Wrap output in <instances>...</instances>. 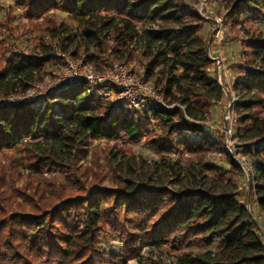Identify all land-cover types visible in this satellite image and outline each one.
I'll return each mask as SVG.
<instances>
[{
    "label": "trees",
    "instance_id": "16d2710c",
    "mask_svg": "<svg viewBox=\"0 0 264 264\" xmlns=\"http://www.w3.org/2000/svg\"><path fill=\"white\" fill-rule=\"evenodd\" d=\"M7 1L11 5L6 9V23L0 24L10 28L15 19L13 9H18L35 30L45 21L44 32L53 40L59 42L60 32L65 31L60 46L63 53L66 44H79L85 52L92 47L100 53L111 41L120 50L116 58L122 60L125 53L130 57L133 46H138L144 59V80L162 95L166 106L126 108L120 101H105L95 90L87 92L84 84L47 93L52 101L61 102L41 114L40 99L1 104L0 154L23 146L30 170H60L75 175V163L85 156L89 141H142L159 156L158 163H153V174L167 171L165 155L193 156L201 167L215 173L217 181L232 184L233 191L207 189L190 179L194 177L190 169H183L181 173L172 171L169 186L154 179L148 183L127 181L121 188L89 192L75 191L70 185H52L46 198L43 191H38L41 205H37L33 197L13 187L18 164L14 158L9 171L12 185L5 186L0 176V264L126 262L145 247H167L172 252V264H264V233L260 227V223L264 226V31L244 41L258 70L247 68L243 77L232 80L240 99L235 105L236 136L244 142L243 152L253 169L249 197L242 201L225 172L204 162L209 153H223L230 165L227 172L242 175L203 124L210 108L223 96L209 72L205 21L193 7L183 0ZM224 4L232 29L264 22V0H224ZM54 12L65 15L58 24ZM42 52L43 56L48 54L46 49ZM43 56L11 52L3 60L0 85L6 91H25L27 83L34 81L49 60ZM25 139L36 143H31V148L23 142ZM41 142L49 149H67L64 152L70 163L37 153ZM172 181L177 184L171 186ZM78 186L77 181L74 187ZM15 196L29 201L30 213L6 216ZM250 200L260 214L259 222L247 208ZM105 234L117 237L121 254L104 251L100 240ZM212 245L217 248L215 252H187L189 248ZM179 252L184 253L180 256Z\"/></svg>",
    "mask_w": 264,
    "mask_h": 264
},
{
    "label": "rangeland",
    "instance_id": "374dc122",
    "mask_svg": "<svg viewBox=\"0 0 264 264\" xmlns=\"http://www.w3.org/2000/svg\"><path fill=\"white\" fill-rule=\"evenodd\" d=\"M189 7H193L197 12L205 17H213L221 20L222 23V56L226 57L230 68V78H241L245 75L247 68L257 69L259 68L257 61L251 62L249 55L245 50V43L247 39L257 35L259 31H264V22H252L249 24L236 26L235 29L231 28L230 19L227 18L228 8L224 4V0H206L203 5V0H183ZM11 5L7 0H0V21L6 23V9L7 6ZM200 7L202 8L201 10ZM15 19L12 21L10 28H7V24H0V69L4 65V59L11 52L17 51L22 54L31 55L34 58H40L43 56V50H47L48 54L43 57H48V61L45 65L40 68L36 73L34 81L27 83L26 91L29 89L31 93H38L42 91L41 109L40 114L47 110V107L52 106L59 100H51L47 95L45 88L51 87L58 77L65 71L69 62L74 64L81 71H90L96 75H101L111 70L115 66L126 67L132 74L137 78L143 79V63L144 59L140 56L141 49L138 46H133V52L125 53L122 60L117 59L116 56L120 54V50L113 46L110 41L106 47L101 49V52H96L94 48H89L88 52H85L84 47L74 44L68 46L66 43V53L61 52V39L65 35L64 32L59 34V42L53 40L48 32H44L46 27L45 21L39 22L37 27L39 30H35L33 26H28L23 17L20 15L18 9H13ZM56 24L63 20L65 15L60 13H53L52 15ZM5 18V19H4ZM204 36L206 39V45L210 38L213 24L209 20L204 18ZM1 23V22H0ZM67 25L71 26L70 22L67 21ZM12 27V28H11ZM78 33V32H77ZM212 40V39H211ZM41 43V45H40ZM44 45V46H42ZM82 45V44H81ZM211 46V41L209 47ZM65 47V46H64ZM211 49V48H210ZM71 53H76L75 58L71 57ZM86 56H92L93 58L87 59ZM213 67L210 66L209 72L212 75ZM13 83V82H12ZM149 83V82H147ZM152 85L151 83H149ZM153 87V86H152ZM96 93L104 97L107 102H121L128 107V102L124 99L119 98L118 91L105 90L104 86H95L92 88ZM105 90V91H104ZM234 96L237 98V102L240 101L236 90L232 89ZM24 90L17 88L6 91L3 86L0 85V105L3 101H10L20 98L25 94ZM108 92V95L103 93ZM6 93V94H4ZM47 95V97H46ZM14 97V98H13ZM164 100V99H163ZM225 100L220 104H215L209 110V114L205 118L204 126L208 133L216 140L220 141L219 127L221 125V118L224 111ZM11 105V104H8ZM7 105V106H8ZM130 109H135L131 107ZM236 113V110H235ZM237 119V117H236ZM237 128V122H236ZM73 131V129H71ZM77 136L76 138H78ZM23 142L30 144L36 143L29 139H25ZM244 142L240 141L236 136L235 149L244 155L248 160V155L244 154ZM39 153L42 156L54 155L58 161L70 163L67 160L68 154L64 151L67 149L58 150L55 147L49 149L44 143L38 146ZM85 156L75 163L76 171L64 172L58 170H38L32 171L28 168V161L26 160L25 147L18 146L17 148L5 153L0 154V176H3V183L5 186L10 187L12 184L10 175V164L11 160L17 159V168L14 172L15 180L13 187L19 190H23L26 194L33 197V202L37 205H41L40 200L37 197L38 191L44 192V198L50 194L49 186L61 185L63 187L69 186L74 188L75 191H86L89 192L94 189H117L125 186L127 181H135L136 183H148L149 179H154L156 183L162 182L164 185L169 186L168 179H173V172H183V169H190L193 172L194 179L196 182L203 184L207 189L220 192L223 190L233 191L232 184H224L217 181V177L214 172L208 171L203 166L197 163L196 158L193 156H175L165 155L167 162V171L162 174H153V163H158L159 156L150 149L146 148L142 141L137 144H124L122 142H105L101 140L89 141L85 146ZM244 151V152H243ZM246 153V152H245ZM241 156V155H240ZM243 156V158H244ZM246 162L247 160L244 159ZM250 161V160H249ZM205 164L217 167L221 171L225 172V176L231 179L232 183L235 184L237 195L240 200L245 201L249 195V185L252 183V175H237L235 171L232 173L227 172L230 165L227 162L226 156L223 153H209L205 159ZM177 163L179 166H176ZM248 163V162H247ZM185 172V170H184ZM14 179V178H13ZM72 180V181H70ZM78 181L80 186L74 187V183ZM171 186L177 184L172 181ZM72 184V185H71ZM15 196V201L9 208L6 209V216L14 213H30L29 201L21 199ZM251 201V200H250ZM48 203V200L44 201ZM247 208L251 210L256 221L261 220L260 214L253 204V201L247 203ZM260 227L264 230V226L260 223ZM100 245L106 252H112L116 255L122 253L120 241L116 236L111 234H105L101 237ZM216 247L212 245L209 248L194 249L189 248L187 252L196 254L199 252L211 251L215 252ZM184 252H179L177 255H183ZM172 252L167 247H145L138 253L137 257L126 262L121 259L115 261H108L107 264H172L171 258Z\"/></svg>",
    "mask_w": 264,
    "mask_h": 264
},
{
    "label": "built area",
    "instance_id": "2783aa9c",
    "mask_svg": "<svg viewBox=\"0 0 264 264\" xmlns=\"http://www.w3.org/2000/svg\"><path fill=\"white\" fill-rule=\"evenodd\" d=\"M206 0H203L201 4H205ZM202 8L200 7L199 10ZM201 18L211 21L213 29L210 33V38L207 42L206 51L209 60L211 61L212 76L215 78L217 85L220 87L222 93V100L220 104L225 100L224 111L221 118V125L219 127V134L221 138V148L229 159L240 169L243 175L247 177L253 175V169L250 161L235 149L236 141V115L235 105L237 98L234 96L232 80L230 78V68L226 57L222 56V44H221V33L222 23L218 18L205 17L197 12ZM211 41V46L209 43ZM76 84H84L87 87V92H92L95 86H104L105 90L118 91L119 98L124 99L128 102V107L135 109H142L152 105L166 106L163 97L156 89L152 87L143 79L137 78L132 74L126 67L115 66L111 70L101 75H96L90 71H81L74 64L69 62L65 71L58 77V79L52 83L49 88L45 90L50 92H58L61 89H65L69 86ZM31 90L25 92L23 96L18 99L3 101V104H15V103H26L28 101L41 99L42 91L34 94ZM104 90V91H105ZM108 95V92L103 93ZM99 96H101L99 94ZM14 98V97H13ZM241 155V156H240ZM244 156V158H243ZM246 159L247 162L244 160ZM264 233V230L261 228Z\"/></svg>",
    "mask_w": 264,
    "mask_h": 264
}]
</instances>
